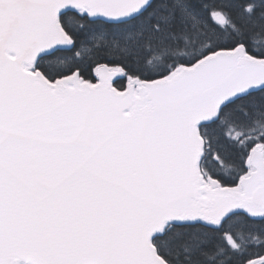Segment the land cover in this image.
Segmentation results:
<instances>
[{
  "label": "snow or ice",
  "instance_id": "snow-or-ice-1",
  "mask_svg": "<svg viewBox=\"0 0 264 264\" xmlns=\"http://www.w3.org/2000/svg\"><path fill=\"white\" fill-rule=\"evenodd\" d=\"M0 264H264V0H0Z\"/></svg>",
  "mask_w": 264,
  "mask_h": 264
}]
</instances>
